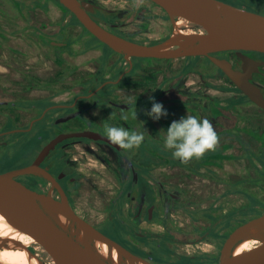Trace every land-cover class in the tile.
I'll list each match as a JSON object with an SVG mask.
<instances>
[{
	"label": "flooded vegetation",
	"instance_id": "flooded-vegetation-1",
	"mask_svg": "<svg viewBox=\"0 0 264 264\" xmlns=\"http://www.w3.org/2000/svg\"><path fill=\"white\" fill-rule=\"evenodd\" d=\"M79 1L88 4L84 9L92 19L133 42L159 43L175 31L153 0L139 7L132 0ZM0 12V173L32 163L62 134L106 138L105 123L143 132L141 146L128 151L101 137L68 136L40 166L54 176L74 211L99 230L112 219L123 221L130 250L151 263L219 264L227 235L264 211L255 204L261 212L246 215L247 200L242 205L241 197L234 198L245 192L264 199V106L213 58L244 74L264 101V52L126 57L59 0H0ZM183 30L207 31L201 25ZM150 97L166 116L146 115ZM186 115L209 119L219 144L181 164L163 139L169 124ZM14 179L60 198L43 177ZM231 210L238 212L234 222L246 220L214 235L213 227Z\"/></svg>",
	"mask_w": 264,
	"mask_h": 264
},
{
	"label": "water",
	"instance_id": "water-1",
	"mask_svg": "<svg viewBox=\"0 0 264 264\" xmlns=\"http://www.w3.org/2000/svg\"><path fill=\"white\" fill-rule=\"evenodd\" d=\"M59 1L77 16L87 30L126 57L169 58L208 54L226 49H253L264 52V14L224 0H153L165 9L173 23L178 19L186 21L181 32L174 31L164 41L155 44L133 42L112 33L90 17L84 9L88 8L85 2ZM194 25H201L207 31L183 30ZM213 60L249 93L251 98L264 106L258 89L242 79L244 74L232 70L225 60L215 57ZM77 135L104 138L89 132L62 134L44 146L32 163L0 173V213L14 227L32 236L48 252L51 256L49 261L44 260L37 252L42 264H115L110 256L104 257L98 252L94 245L95 239L105 242L109 253L113 248L117 250L116 264H153L78 215L54 176L40 166V162L60 140ZM23 174L37 175L49 180L58 188L60 198L53 197L50 192L35 191L14 179L15 176ZM47 208L66 216L70 224L68 228L61 227ZM78 228L83 230L82 239L78 237ZM253 229H256L258 234H252ZM248 238L258 239L257 246L233 257L234 248ZM26 249L29 252L34 251L30 247ZM219 264H264V211L244 221L227 235L220 250Z\"/></svg>",
	"mask_w": 264,
	"mask_h": 264
},
{
	"label": "clouds",
	"instance_id": "clouds-1",
	"mask_svg": "<svg viewBox=\"0 0 264 264\" xmlns=\"http://www.w3.org/2000/svg\"><path fill=\"white\" fill-rule=\"evenodd\" d=\"M144 0H132L133 7H139ZM152 100L151 108L146 112L153 120L167 115L163 105ZM104 136L119 148L128 151L139 148L144 141V133L128 130L125 127L110 125L103 126ZM219 144V136L212 122L207 118L198 119L193 115L182 116L173 120L163 139V147L171 151L173 159L181 164H187L193 159H201L207 152L215 151Z\"/></svg>",
	"mask_w": 264,
	"mask_h": 264
},
{
	"label": "bare ground",
	"instance_id": "bare-ground-1",
	"mask_svg": "<svg viewBox=\"0 0 264 264\" xmlns=\"http://www.w3.org/2000/svg\"><path fill=\"white\" fill-rule=\"evenodd\" d=\"M186 24L184 19H178L175 23V32H181V28ZM51 216L60 224L61 227L67 229L69 219L60 212L47 208ZM78 237L82 239L83 230L78 228ZM252 234H258L256 229L252 230ZM258 243V239L248 238L239 243L233 251V257L240 253L254 249ZM39 243L29 234L19 230L9 223L0 213V263L2 264H42L40 255L36 252H29L26 247H33ZM40 245V244H39ZM94 245L98 252L106 257L110 256L113 263H117V250L113 248L109 253L108 245L101 240H94ZM138 264H144L139 262Z\"/></svg>",
	"mask_w": 264,
	"mask_h": 264
},
{
	"label": "rangeland",
	"instance_id": "rangeland-1",
	"mask_svg": "<svg viewBox=\"0 0 264 264\" xmlns=\"http://www.w3.org/2000/svg\"><path fill=\"white\" fill-rule=\"evenodd\" d=\"M235 1L237 2V0H235ZM258 1H264V0H258ZM256 12L264 14V2L260 4L259 9ZM0 18H3L1 12H0ZM257 174L258 173H256V175ZM258 177H259V174H258ZM238 195L234 196V198H236V199L238 198L239 199L241 197L240 202H241L242 205H244V202H245V199H246L247 200V205L251 206V205L258 204L261 207H264V199L257 198L256 196L252 195L251 193H245V192L241 193V194H238ZM104 199H108V197H105ZM106 202H107V200H106ZM232 203L234 204L235 201L232 200ZM251 213L252 212H250L249 214L251 215ZM112 220L113 221H110L107 224L102 225L99 228H101V230L106 232L108 235L113 236L117 240H119V241H121L123 243H126L129 246V242H128V239H127V235L129 234L128 226L125 223H123V221L119 220L118 218H115V219H112ZM31 248L34 251L38 252L42 256V258L44 260L49 261L51 259V256L48 254V252L41 245H39V244L37 245L36 244L33 247H31Z\"/></svg>",
	"mask_w": 264,
	"mask_h": 264
},
{
	"label": "trees",
	"instance_id": "trees-1",
	"mask_svg": "<svg viewBox=\"0 0 264 264\" xmlns=\"http://www.w3.org/2000/svg\"><path fill=\"white\" fill-rule=\"evenodd\" d=\"M234 1V2H233ZM228 2H231V4H234V5H237V6H240V7H243V8H246V9H249V10H253V11H257L259 9V6L261 3H263L264 1H258V0H237V2L235 0H229ZM263 167L261 168V171L264 172V163H262ZM255 206V205H254ZM253 205L250 206V208H248L247 210H245L247 213L246 215H250L249 213L252 212L253 214H259L261 211L258 209H254ZM250 210V211H249ZM236 212L235 210H231L230 212V215H229V218H223L219 221V223H217L214 227H213V231H214V235H217V233H215V230L216 231H220V230H223L225 228H227L229 225V228H232L233 226H235L236 224H238L239 222L241 221H244L246 219H243V220H240L238 221V223L234 222L235 219H236ZM244 213V212H243ZM252 215V214H251ZM234 224V225H233ZM200 232H198L199 234ZM116 239V238H115ZM117 240V239H116ZM119 241V240H118ZM155 241V240H153ZM121 244H123L125 247L129 248L130 247L126 244V243H123L121 241H119ZM162 244L164 245L165 244V241H161ZM156 243V242H154ZM32 249V248H31ZM33 250V249H32ZM132 250V249H131ZM134 252V251H133ZM186 258V257H185ZM188 260V259H186Z\"/></svg>",
	"mask_w": 264,
	"mask_h": 264
}]
</instances>
